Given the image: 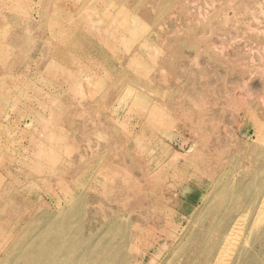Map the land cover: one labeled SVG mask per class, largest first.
<instances>
[{"label": "rangeland", "instance_id": "rangeland-1", "mask_svg": "<svg viewBox=\"0 0 264 264\" xmlns=\"http://www.w3.org/2000/svg\"><path fill=\"white\" fill-rule=\"evenodd\" d=\"M259 135L264 0H0V264H211L194 196Z\"/></svg>", "mask_w": 264, "mask_h": 264}, {"label": "bare ground", "instance_id": "bare-ground-1", "mask_svg": "<svg viewBox=\"0 0 264 264\" xmlns=\"http://www.w3.org/2000/svg\"><path fill=\"white\" fill-rule=\"evenodd\" d=\"M111 30L110 24L105 22L103 31L110 34ZM81 36L85 37V35ZM91 47L97 50L94 44ZM243 152L247 153V157L241 169L246 179L242 186L236 188V175L230 176L233 173L228 170L224 172L223 169V177L217 174L216 177L211 178L206 194L197 191L200 195L194 196L198 198L200 204L193 209L190 207L189 224L181 232L210 234L206 260L211 259V264H254L256 256L264 257L258 251L261 249L257 247L264 246V136L259 135L257 140L252 142L247 140L245 144L243 143ZM200 185L203 186L202 183ZM186 209L188 207L185 205ZM193 222H195V230L190 228ZM113 224H116L115 221H111L110 226ZM206 228L208 231L198 230ZM115 236V233L112 234L111 240ZM125 236L127 234H123V237ZM64 239L69 241V236L66 235ZM118 253L120 251L115 250L111 255L103 257L104 264H108ZM143 256L148 259L146 252ZM65 258L66 264H98L100 257L94 256L92 261L86 262L81 259L76 260L69 252Z\"/></svg>", "mask_w": 264, "mask_h": 264}]
</instances>
